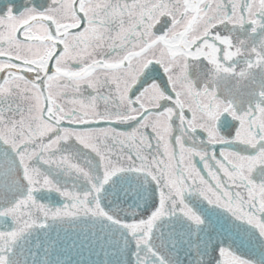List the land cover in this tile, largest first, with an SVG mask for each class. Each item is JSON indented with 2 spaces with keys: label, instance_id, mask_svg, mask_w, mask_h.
<instances>
[{
  "label": "snow or ice",
  "instance_id": "1",
  "mask_svg": "<svg viewBox=\"0 0 264 264\" xmlns=\"http://www.w3.org/2000/svg\"><path fill=\"white\" fill-rule=\"evenodd\" d=\"M0 264H264V0H0Z\"/></svg>",
  "mask_w": 264,
  "mask_h": 264
}]
</instances>
